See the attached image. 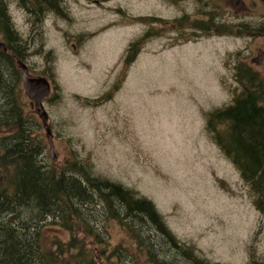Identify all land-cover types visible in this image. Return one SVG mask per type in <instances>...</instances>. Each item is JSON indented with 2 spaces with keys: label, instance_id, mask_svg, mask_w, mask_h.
I'll return each mask as SVG.
<instances>
[{
  "label": "rangeland",
  "instance_id": "1",
  "mask_svg": "<svg viewBox=\"0 0 264 264\" xmlns=\"http://www.w3.org/2000/svg\"><path fill=\"white\" fill-rule=\"evenodd\" d=\"M5 1L28 46L31 77L52 81L44 101L48 133L17 66L27 126L39 134L46 160L62 165L76 153L94 172L148 198L181 243L210 264H264V218L239 169L206 129L208 114L232 104L241 91L239 61L264 78V31L237 36L210 26L202 32L194 22L205 8L195 0H54L55 7ZM222 7L213 14L264 25L259 0L247 10L232 0ZM183 16L184 26H167ZM148 30L154 35L125 64L130 43ZM100 226L111 247L131 242L118 221L107 218ZM55 235L69 237L50 225L44 243ZM169 249L175 264H188Z\"/></svg>",
  "mask_w": 264,
  "mask_h": 264
},
{
  "label": "trees",
  "instance_id": "2",
  "mask_svg": "<svg viewBox=\"0 0 264 264\" xmlns=\"http://www.w3.org/2000/svg\"><path fill=\"white\" fill-rule=\"evenodd\" d=\"M32 2L56 6L54 0ZM6 4L0 0V32L9 37L8 51L0 50V264H59L65 258L73 264H175L178 260L169 252L174 247L184 256L180 260L188 264H210L194 248L181 243L148 198L94 172L76 153L62 165L46 160L45 145L39 134H31L19 100L21 79L16 59L25 61L28 46L15 30ZM186 19L183 16L167 26L180 28ZM210 26L220 33L228 28L237 36L264 31V25L258 28L249 22L232 27L194 22L202 32ZM153 35L148 30L130 43L125 64L135 60ZM235 79L241 91L232 104L208 114L206 129L239 169L256 210L264 218V78L251 65L239 61ZM107 218L126 229L131 240L128 245H109L106 229L100 226ZM50 225L69 237L63 240L55 235L44 243V230ZM102 245L112 251L107 253Z\"/></svg>",
  "mask_w": 264,
  "mask_h": 264
},
{
  "label": "water",
  "instance_id": "3",
  "mask_svg": "<svg viewBox=\"0 0 264 264\" xmlns=\"http://www.w3.org/2000/svg\"><path fill=\"white\" fill-rule=\"evenodd\" d=\"M0 47L3 48V50H7V47L4 43H0ZM20 67L22 69V77L23 82L26 87L27 93L31 100H33L36 103V106L38 107V112L41 118L43 119L44 126L48 133H50V130L48 128V114L43 106V100L49 96L51 87L50 83L47 78L41 77V78H33L30 76L29 69L27 65L21 61H19ZM40 84H43V88L41 91H37L36 87ZM49 138L51 139L52 136L50 135ZM54 145L51 144V148L53 150ZM55 158V157H53Z\"/></svg>",
  "mask_w": 264,
  "mask_h": 264
},
{
  "label": "flooded vegetation",
  "instance_id": "4",
  "mask_svg": "<svg viewBox=\"0 0 264 264\" xmlns=\"http://www.w3.org/2000/svg\"><path fill=\"white\" fill-rule=\"evenodd\" d=\"M21 1L22 0H19V5L22 7ZM181 1H183V0H181ZM185 1H188V0H185ZM195 1H196V4L203 5V7L205 8V11L203 13L204 18H200L199 19L200 22H204V23L211 22L214 24H217V23L223 24L224 23V24L228 25L229 27L238 25L240 23L238 21L233 22V21L227 20L230 18L229 12H228L227 16L213 14L214 10L220 9V11H221L224 8L222 6H225V8H229V7H227L229 4V0H223L224 5L223 4H217V3L213 2L212 0H195ZM257 1L258 0H232V3L235 4L238 7V9L247 10V9L251 8V5H253L255 3L257 4ZM259 1H261L264 4V0H259ZM223 35L226 36L227 34H223ZM50 82H51V87H52L53 86L52 81L50 80ZM36 89H37V91H41L42 86L38 85L36 87Z\"/></svg>",
  "mask_w": 264,
  "mask_h": 264
}]
</instances>
